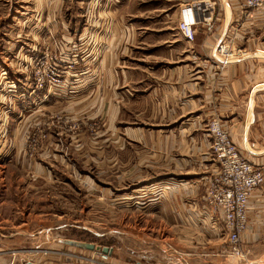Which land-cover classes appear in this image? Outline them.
Instances as JSON below:
<instances>
[{"label":"crops","instance_id":"obj_1","mask_svg":"<svg viewBox=\"0 0 264 264\" xmlns=\"http://www.w3.org/2000/svg\"><path fill=\"white\" fill-rule=\"evenodd\" d=\"M130 1L134 0H82L81 9L72 13V17L82 16V22L74 19L72 27L59 19L58 0L32 1L25 19L29 33L42 35L48 27L65 29L71 32V37H65L67 42L94 49L86 59H73L78 65L69 74L73 83L46 88V98L55 89L59 93L54 99L72 101L76 112L99 110L109 112L111 118L119 112H139V124L132 127L139 129V209L143 210L139 241L146 248L158 245L154 240L157 238H150L146 229L151 221L150 230H158L159 226L154 227L156 220L168 224L170 243L166 244L171 264H264V183L253 191L248 202V227L242 236L248 250L246 262L225 257L222 242L226 237L220 239L217 230L221 221L209 214L200 187L205 174L200 170L210 161V140L204 127L213 117L227 128L241 153L264 169V59L251 55L264 52V7L246 15L235 33L240 57L220 70L212 55L238 22L235 0L173 1L175 27L163 25L160 32L155 24L151 31L155 37L146 35L143 39L139 38V26L123 22ZM194 2L206 7L214 29L208 33L203 24H197L194 41L188 43L177 30V23L182 7ZM118 10L122 16L116 18ZM29 45L20 44L15 59L30 58ZM129 48L136 51L128 57L133 59H125ZM80 67L85 70L80 72ZM165 192L167 199H161ZM117 249L111 248L106 264H158L143 258L122 259ZM61 250L39 252L41 256L64 255V259L40 257L39 264H95L86 259L91 255L86 249H79L82 253ZM15 255L12 247H0V264H17ZM139 256H151L153 260L154 254L146 255L144 251ZM81 257L87 261H81Z\"/></svg>","mask_w":264,"mask_h":264},{"label":"rangeland","instance_id":"obj_2","mask_svg":"<svg viewBox=\"0 0 264 264\" xmlns=\"http://www.w3.org/2000/svg\"><path fill=\"white\" fill-rule=\"evenodd\" d=\"M32 1L0 0V247H12L17 264H39L40 257L64 259L62 254L41 256L39 252L43 250L69 249L82 253L78 247L61 243L63 239L114 250L118 247L116 253L122 259L139 261L143 258L149 263L171 264L170 247L166 244L170 243L167 223L155 220L154 227L159 226V229L154 231L150 230L151 221L146 225L150 238H157L154 240L158 245L146 248L139 241V226H143L139 220L143 212L139 209L142 202L139 198V129L132 127L139 124V112H119L115 118L99 110L76 112L72 110V101L54 99L59 93L55 89L50 90L51 97L46 98L47 89L73 83L69 74L77 70L75 62L58 85L35 87L36 78L44 77L50 64H60L55 59H86L94 49L79 48L78 44L67 42L65 37H71V32L65 29L48 27L42 35L29 33L25 19ZM58 1L61 3L59 19L63 23L72 27L74 19L82 22V16L72 17V13L81 9L82 0ZM173 1L176 0L130 1L132 5L128 15L123 14V22L139 26V38L146 35L154 38L151 31L155 27L161 29L160 32L164 30L163 25L175 27L177 20L171 16ZM235 2L238 22L224 40L229 46L232 43V59L240 57L235 56L239 53L235 33L247 15L241 1ZM120 15L118 10L116 18ZM38 23L34 22L37 26ZM28 43L32 53L27 54L31 57L15 59L19 45ZM131 48L125 59H133L128 58L136 52ZM251 55L264 59L261 51ZM212 59H221L217 49ZM84 70L80 67L79 71ZM208 155L210 161L200 170L205 174L210 173V148ZM200 187L204 194L202 179ZM167 194L160 198L167 199ZM218 226L220 239L224 241L222 223ZM222 243L226 250L227 241ZM88 251L91 252L89 258L99 264L100 257ZM144 251L146 255L153 253V260L151 256L146 259L139 256ZM80 260L87 261L82 257Z\"/></svg>","mask_w":264,"mask_h":264},{"label":"built area","instance_id":"obj_3","mask_svg":"<svg viewBox=\"0 0 264 264\" xmlns=\"http://www.w3.org/2000/svg\"><path fill=\"white\" fill-rule=\"evenodd\" d=\"M246 14L256 11L264 6V0H240ZM189 4V5H188ZM206 7L200 3H186L181 9L178 31L186 42L192 43L197 24H203L208 33L214 29L212 18L206 15ZM224 40L217 46L221 59H214L216 67L223 69L236 59H232L231 45ZM239 53H235V56ZM236 58V57H234ZM60 64H50L43 77L36 78V88L52 87L61 83L64 73L72 68L74 61L55 59ZM62 64V65H61ZM205 130L210 138V151L212 161L209 165L210 173L201 177L204 181L203 199L209 214L220 219L221 230L225 233L228 247L225 255L233 259L246 262L248 250L244 247L243 234L247 230L248 202L253 191L264 183V169L251 162L249 157L231 140L227 128L217 117L209 119ZM102 246H96L93 253L101 260L99 264H106L109 258L107 253L101 251ZM93 257V256H91ZM87 260L96 263L93 258Z\"/></svg>","mask_w":264,"mask_h":264},{"label":"water","instance_id":"obj_4","mask_svg":"<svg viewBox=\"0 0 264 264\" xmlns=\"http://www.w3.org/2000/svg\"><path fill=\"white\" fill-rule=\"evenodd\" d=\"M61 243L67 244V245H71L74 247H78L80 249H87V250H93L95 249V245L93 243H89V242H84V241H78V240H73V239H63L61 240ZM101 251L103 253H107V254H111V248L107 247V246H103L101 248Z\"/></svg>","mask_w":264,"mask_h":264}]
</instances>
